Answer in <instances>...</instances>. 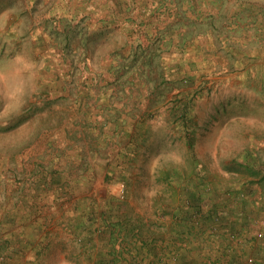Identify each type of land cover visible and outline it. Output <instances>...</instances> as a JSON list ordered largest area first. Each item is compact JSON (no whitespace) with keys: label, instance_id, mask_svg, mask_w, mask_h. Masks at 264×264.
<instances>
[{"label":"rangeland","instance_id":"374dc122","mask_svg":"<svg viewBox=\"0 0 264 264\" xmlns=\"http://www.w3.org/2000/svg\"><path fill=\"white\" fill-rule=\"evenodd\" d=\"M263 221L264 0H0V264H264Z\"/></svg>","mask_w":264,"mask_h":264},{"label":"trees","instance_id":"16d2710c","mask_svg":"<svg viewBox=\"0 0 264 264\" xmlns=\"http://www.w3.org/2000/svg\"><path fill=\"white\" fill-rule=\"evenodd\" d=\"M194 208L196 209L197 212L200 213V211L198 210L197 207H194ZM212 210H213L212 212L210 211L209 213L206 214L207 216L204 215L205 216L204 220L210 221V220H212V218L218 217L217 214H216V216H213V214H215V212H214L215 210L214 209H212ZM195 215L196 214L192 213L191 216H189V217H195ZM201 215H203V214H201ZM191 220L195 221V219H193V218H191ZM188 221L191 222L190 220H188ZM185 226H187V225H185ZM183 236H184V234H183ZM174 239H175V236L171 232H170V236L168 235L167 237L164 234L158 236V238L156 240L157 242L155 243L156 244L155 248L152 246V251H151V254L153 256V264H190L185 253L182 254V252H181V253H179L180 254L179 256H176L173 252L169 253V255L165 254L164 249H167V248L170 249L172 247V243H173ZM181 244L186 245L185 242H183ZM164 245H168V247H164ZM144 248L147 252L148 247H145V245H144ZM185 252H186V250H185ZM182 255H184V256H182ZM185 256H186V259H185ZM142 257H143V254H142ZM181 257H183L182 260H181ZM174 259H176L178 261V263L174 262Z\"/></svg>","mask_w":264,"mask_h":264},{"label":"built area","instance_id":"2783aa9c","mask_svg":"<svg viewBox=\"0 0 264 264\" xmlns=\"http://www.w3.org/2000/svg\"><path fill=\"white\" fill-rule=\"evenodd\" d=\"M263 222H264V221H263ZM258 236H259V237H262V236H263V233H262V232H259V233H258ZM249 261L252 262V261H253V258L250 257V258H249Z\"/></svg>","mask_w":264,"mask_h":264}]
</instances>
